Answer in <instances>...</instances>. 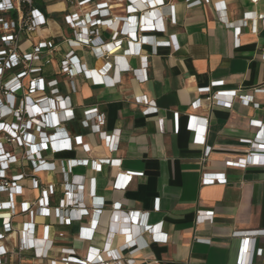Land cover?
I'll list each match as a JSON object with an SVG mask.
<instances>
[{
	"label": "crops",
	"instance_id": "obj_1",
	"mask_svg": "<svg viewBox=\"0 0 264 264\" xmlns=\"http://www.w3.org/2000/svg\"><path fill=\"white\" fill-rule=\"evenodd\" d=\"M185 1L165 0L166 5L175 7L176 22L168 17L163 22L165 33L154 35L156 41H171V47L145 46L142 55L148 57L146 61L130 56L116 62L106 72L118 80L114 88L94 86L83 75L69 78L61 71L60 63L70 52L88 70L99 71L105 65L89 49L72 47L73 32L65 22L71 12L85 15L96 4L78 9L60 0L38 6L48 18V26L25 37L20 51L32 52L42 41L54 44L53 52H44L34 67L42 68L46 83L56 80L59 96L71 104L74 120L62 126L72 139L71 149L56 156L49 151L43 154L47 162L54 163L53 172L34 175V167L24 163L15 167L12 175L25 172L37 177L43 187L55 185L51 198L54 207L69 199L67 191L77 193L74 187L79 181L81 208L92 207L93 195L96 201L104 202L92 241L78 239L79 229L88 227L92 216L69 226L61 225L54 212L48 218L20 215L15 219L19 232L26 223L33 224L31 243L38 239V246L43 247L41 240H53L50 259L60 262L62 250H74L77 258L84 260L91 254L101 264H264V236L255 243L240 238L264 231V167L226 165L247 157L248 141L264 138V94H254L255 89L264 88V1L254 5L251 0H209L190 10ZM125 7L124 2L112 4L111 20L127 17ZM156 13L142 12L130 18L129 24H153L156 16L161 17L160 10ZM116 28H100L99 35L109 41ZM126 66L135 72L121 71ZM145 67L147 81L141 78ZM214 82H223L224 86L213 92L224 91L226 100L231 92H237L232 108L210 104L206 94L198 93ZM25 83L28 85L29 80ZM244 96H253L260 109L244 106L240 99ZM48 97H53L50 89ZM197 100L201 106L194 109ZM148 104L157 111L146 114ZM91 108L106 114L102 131L119 137L113 152L92 131V117L85 115ZM206 119L209 122L203 147L194 143L190 127ZM75 137H81L97 158L109 161L102 163L99 172L93 162L97 158L76 144ZM206 148L211 152L204 159ZM70 160L90 163L69 173L66 166ZM131 173L136 176L126 188H114L117 176H121L118 182L122 184L123 176ZM215 173L224 174L228 184H201L203 174ZM69 184L74 185L72 189L62 192V186ZM18 185L23 190L15 200L17 212L22 203L40 198L30 179ZM1 199L6 201V196ZM207 212H212V220L200 221L198 214ZM136 213L149 214L146 225L154 227L153 234L143 231L142 223L130 217ZM24 259V264H51L50 260L34 258L33 251L25 252Z\"/></svg>",
	"mask_w": 264,
	"mask_h": 264
},
{
	"label": "built area",
	"instance_id": "obj_2",
	"mask_svg": "<svg viewBox=\"0 0 264 264\" xmlns=\"http://www.w3.org/2000/svg\"><path fill=\"white\" fill-rule=\"evenodd\" d=\"M60 0H0V43L2 47L8 48L0 50V264H24V253L27 251L34 252V258L38 260H50L51 264H101L99 259L87 255L84 260L77 258L74 250H62L61 261L57 262L52 259L53 240H41L43 247L38 246V239L31 243L30 233L34 231L32 223H26L23 231L19 232L15 229V219L20 215H26L33 219L35 216L48 218L51 213L56 214V219L61 225L69 226L73 222H83L85 218L92 216L93 220L88 223V227L79 229L78 239L84 241H92L98 227V217L100 209L104 207L103 201H96L93 195V203L91 208H81L82 204L78 202L79 193H82V184H78L74 189L77 193L67 191V201H60L57 207L52 205L51 198L55 195L56 186L50 184L43 187L41 181L37 177H30L25 172L12 175V170L23 166L24 163L32 165L33 174L41 172L55 171L54 163H49L43 154L49 151L53 156L71 149V138L66 136L62 126L74 120V111L71 104H67L66 99L59 96L57 89L58 82L56 80L46 83L41 77L42 68L34 67V63L41 61L44 52H53L54 44L50 41H42L35 46L32 52H21L19 42L23 37H28L40 31H45L48 26V18L38 8L35 3L48 4ZM71 7L83 8L87 5L96 4V8L85 15L80 11L71 12L65 17V22L73 32V38L70 41L72 47L83 46L89 49L97 60H104L105 65L101 70H88L85 65H81L73 52H70L61 61V71L69 78L83 75L85 79L90 80L94 86L105 88H114L118 84L117 79L110 78L106 72L115 63L124 60L126 57L136 56L142 57L144 61L148 57L142 55V49L145 46L154 48L171 47V41H156L154 35L164 34V21L170 17L171 22L175 24V7L166 5L165 0H63ZM264 0H251L254 5ZM98 2V3H96ZM124 2L126 7L124 12L127 17L111 20L112 4ZM138 3L139 6L134 4ZM209 0H186V8L188 10L208 4ZM145 10V11H144ZM160 10L161 17L157 16L150 25H137L131 27L129 20L142 12L157 14ZM16 13V18L13 14ZM9 16L11 21H5L4 16ZM251 18L254 15L248 14ZM247 15V17H248ZM130 16V17H129ZM161 22V23H160ZM160 24L162 26H160ZM117 25L109 41H105L99 35L100 28L112 29ZM129 25V26H127ZM6 31V32H5ZM9 31V34L7 32ZM264 57V53H263ZM147 68H144L145 74L141 76L143 81L148 80ZM123 72L133 73L129 66L121 69ZM137 72V71H136ZM11 73L9 77H6ZM29 80L28 85L25 81ZM223 82H214L207 88L198 90L199 94H206L207 101L210 104H216L224 108H232L233 102L238 98L237 92H231L230 99L224 98V91L213 92L215 88L223 87ZM53 97H48V92ZM75 88L73 91L75 92ZM264 94V88L254 90V94ZM228 94V93H227ZM241 103L244 106H253L260 109V104L253 100V96L241 97ZM148 103V102H145ZM150 104H148L149 106ZM201 106L200 100L193 104L194 109ZM150 110L157 111L155 106H149L146 114ZM85 115L92 117V131L99 135L105 142L110 152H113L119 143V137L108 136L102 129L106 126V114L98 108H91L85 112ZM176 128L178 130V117L176 114ZM209 120L205 123L190 127L194 133V143L199 146H206V130ZM259 128L262 126L260 122H253ZM164 131V130H163ZM48 132L53 134L49 136ZM60 138V139H57ZM74 142L84 148L85 151L91 152L93 158H97V153L91 151L88 145H84L81 137H75ZM69 142V143H68ZM249 151L246 158L238 161H229L227 166L245 169L251 166L264 167V138H257L248 141ZM4 145L10 146L13 151L6 152ZM19 150L17 155L16 151ZM21 150H24L21 156ZM211 152L210 148H206L204 159ZM98 161L96 162V160ZM94 160L95 171L99 172L102 165L109 161L97 158ZM103 161V162H101ZM89 160L78 161L70 160L67 162V171L70 173L79 166H88ZM103 163V164H102ZM53 166V167H52ZM65 172V169H62ZM134 174H126L123 176L124 183L119 184L118 180L121 176H117L114 188L124 189L131 182ZM30 179L32 189L40 191V198L36 202H24L20 205V211L17 212V204L15 200L22 195L23 188L18 183ZM94 181V180H93ZM73 183V181H72ZM201 184H228V180L224 174H203ZM72 184L63 185L61 190L65 192L67 188L72 189ZM2 195L6 196V201H2ZM148 213L130 214L137 223H142V230L153 234L154 227L146 225ZM200 221H211L212 212L206 215L198 214ZM206 219V220H205ZM48 228V227H46ZM45 228V229H46ZM241 235V234H238ZM242 240H251L256 242L260 236H264V231L251 232L242 234ZM252 235V236H249ZM63 238V235H59ZM30 241V242H29ZM138 248V247H137ZM258 254L262 250L257 251Z\"/></svg>",
	"mask_w": 264,
	"mask_h": 264
},
{
	"label": "rangeland",
	"instance_id": "obj_3",
	"mask_svg": "<svg viewBox=\"0 0 264 264\" xmlns=\"http://www.w3.org/2000/svg\"><path fill=\"white\" fill-rule=\"evenodd\" d=\"M4 19H5V21H11V19H10V17L7 15H5L4 16ZM6 32V31H5ZM7 34H9V31L7 32ZM25 40V37H23L22 38V41H20L19 42V47H20V45L22 44V42ZM0 50H6V51H8V48H4V47H2V44L0 43ZM10 74L11 73H8L7 74V76L6 77H9L10 76ZM4 150L6 151V152H11L12 154H13V151H12V149L10 148V146H8V145H4ZM22 152H21V156H24L23 155V152H24V150H21Z\"/></svg>",
	"mask_w": 264,
	"mask_h": 264
},
{
	"label": "trees",
	"instance_id": "obj_4",
	"mask_svg": "<svg viewBox=\"0 0 264 264\" xmlns=\"http://www.w3.org/2000/svg\"><path fill=\"white\" fill-rule=\"evenodd\" d=\"M40 5H44V4H40L38 2L35 3V7H38ZM12 16H13V18H16L17 15H16V13H14Z\"/></svg>",
	"mask_w": 264,
	"mask_h": 264
}]
</instances>
